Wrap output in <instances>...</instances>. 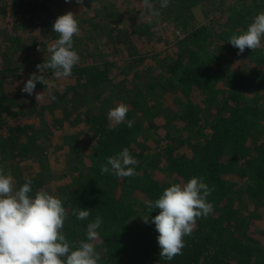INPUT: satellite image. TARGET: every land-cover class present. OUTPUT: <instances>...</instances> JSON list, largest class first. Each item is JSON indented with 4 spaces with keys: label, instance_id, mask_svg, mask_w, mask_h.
<instances>
[{
    "label": "trees",
    "instance_id": "16d2710c",
    "mask_svg": "<svg viewBox=\"0 0 264 264\" xmlns=\"http://www.w3.org/2000/svg\"><path fill=\"white\" fill-rule=\"evenodd\" d=\"M130 2L142 0H0V168L17 189L31 179L33 196L43 188L64 202L71 245L102 218L98 264H264V40L242 54L229 43L264 11V0H170L164 9L151 0L160 15H128L125 27ZM202 5L224 13L222 28L195 24ZM69 11L79 22L80 59L70 77L57 79L37 65L58 39L53 23ZM167 23L182 34L172 51L158 31ZM161 42L166 48L153 53ZM149 53L151 63L137 70ZM33 73L48 86L37 83L28 95L21 89ZM121 102L129 111L114 125L107 113ZM124 148L138 174L101 175ZM193 177L214 188L213 213L184 237L182 255L160 259L155 225L143 222L159 210L148 213L145 202ZM75 208L90 216L77 219Z\"/></svg>",
    "mask_w": 264,
    "mask_h": 264
},
{
    "label": "clouds",
    "instance_id": "9594fccd",
    "mask_svg": "<svg viewBox=\"0 0 264 264\" xmlns=\"http://www.w3.org/2000/svg\"><path fill=\"white\" fill-rule=\"evenodd\" d=\"M76 3L83 5L84 0H76ZM169 4L170 0H160V9L167 8ZM142 5L148 9L149 19L160 15L151 0H142ZM76 17L69 11L56 18L52 30L58 34V39L47 48L49 59L37 65L39 73L50 69L57 79L71 76L80 59L73 50V38L80 34ZM262 40L264 11L255 16L245 32L231 35L229 43L239 49L238 54H242L246 48L252 51L260 49ZM37 83L48 86L42 75L33 73L21 91L32 95ZM43 95L36 94V100ZM50 98L55 101L54 95ZM128 111V106L121 102L109 109L107 116L114 125H119L125 122ZM133 123L127 121V126L131 128ZM137 164L128 148H124L109 156L106 164L100 166L101 175L111 172L117 178L133 177L138 174L134 167ZM31 185V179H27L17 189L13 176L0 168V264H98L101 256L96 251L95 241L99 238L97 229L103 223L102 218L97 217L87 225L86 241L71 245L63 231L68 214L64 202L43 188L33 196ZM213 191L214 188H210L203 177H193L186 183L166 188L155 201L145 202L148 213L159 210L151 221L146 216L143 222L155 225L160 259L171 261L183 254L184 237L193 233L199 218L213 213V204L207 200ZM72 214L79 220H85L90 216V210L75 208Z\"/></svg>",
    "mask_w": 264,
    "mask_h": 264
},
{
    "label": "rangeland",
    "instance_id": "374dc122",
    "mask_svg": "<svg viewBox=\"0 0 264 264\" xmlns=\"http://www.w3.org/2000/svg\"><path fill=\"white\" fill-rule=\"evenodd\" d=\"M227 1H231V0H227ZM125 8H127V13L126 12H123V9L124 8H121L122 9V13H126V15H124V17L122 18V20L125 21V19L127 18L128 15H131V17H134V19H139V17H137L139 15V13H143L144 15H148L147 14V10L146 8L143 7L142 3L141 2H130L129 3V6H125ZM213 11V8H208V7H205V6H198L194 9V13H195V24H198V25H203V24H209L210 21L212 20L211 23H213V25L215 24V26L217 28H222V26L225 24L226 22V19H225V15L224 13H222L221 11L220 12H212ZM123 25L125 27H127L129 25V20L125 21L123 23ZM158 31L162 32V34L164 35L166 41H168L170 43V49L169 50H174L175 47H174V42L176 40V38L180 37L182 38V34L180 32V30L177 28L176 24H172V23H167V24H164L162 25L161 27H158ZM43 33H47V36H49L48 34V31H44ZM4 39L0 38V52L3 50V46H4ZM98 43H106V44H109L110 42L109 41H104L101 39L97 40ZM116 45H118V43H116ZM166 48V45L164 44V42H161V43H155L154 44V49L155 52H160L161 50H164ZM20 52L17 53L19 55V57H22V53L23 51L22 50H19ZM118 56H120L121 58H125V52L123 53V56L122 55H119L117 54ZM152 54L149 53L148 55V59L146 61V63L142 64V65H139L138 66V69H142L144 67H146L147 65H149L151 63V60H150V56ZM36 57H39V55L37 54V56L35 55L34 57L32 56V60H34ZM105 57H103L104 59ZM101 59H99L98 61H100ZM97 62V60H96ZM34 97V96H33ZM44 98H41V100H43ZM21 105L22 107H29V103L27 101H24V100H21ZM56 169V168H55Z\"/></svg>",
    "mask_w": 264,
    "mask_h": 264
}]
</instances>
